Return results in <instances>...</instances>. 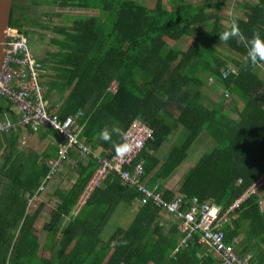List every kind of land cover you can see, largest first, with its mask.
<instances>
[{
    "label": "trees",
    "instance_id": "trees-1",
    "mask_svg": "<svg viewBox=\"0 0 264 264\" xmlns=\"http://www.w3.org/2000/svg\"><path fill=\"white\" fill-rule=\"evenodd\" d=\"M30 1L34 5L55 2L61 7L98 10L96 15H76L71 24L56 27L65 43L60 50L48 51L40 61L43 68L52 64L56 71L47 83L46 97L53 90L63 95L58 105L50 103V109L61 117L83 111L81 136L96 150L102 148V155L116 153L114 145L120 138L114 134L112 140L104 141L99 138L101 129L115 125L125 132L139 117L154 130L153 138L137 157V161L144 160L142 180L151 188L158 185L167 199L177 193L188 197L197 194L227 209L264 174V76L256 72L262 61L253 65L238 56L227 58L220 50L223 43L236 55H246L238 38L220 41L219 33L226 29L222 1L205 0L194 5L172 0L170 7L163 0H157L153 7L139 0ZM243 6L245 14L238 17V25L245 39L254 33L264 36V0ZM28 8L14 0L10 25L29 37L32 31L25 27L35 17L26 14ZM186 34L194 39L175 61L176 47L168 38L178 41ZM231 68L236 72H229ZM115 79L118 89L112 92L109 86ZM215 82L228 98L238 96L233 102L236 115L206 104L204 89ZM6 113L17 120L11 105L0 99V117ZM22 128L18 125L0 135V144H4L0 163V264H221L211 251L202 249L199 234L188 246L179 247L178 225L164 231L161 211L165 210L152 202L139 205L127 227L118 226L109 239L103 240L101 233L118 206L123 202L133 205L141 193L109 172L80 211L73 214L99 166L96 158L83 157L76 150L67 161L68 170L76 172L73 179L69 176L72 185L52 193L56 208L43 225L48 237L42 249L36 222L51 195L38 188L50 170L48 160L57 155V147L42 153L21 148ZM180 128L185 130L182 143L161 157L159 149ZM27 129L42 138L57 137L51 128ZM203 132L215 141L214 147L189 168L177 191L165 188L163 181L173 175ZM235 212L233 226H224L226 243L237 245L240 255L251 254L250 264H264V187ZM63 217L69 219L61 224ZM58 225V236L53 239Z\"/></svg>",
    "mask_w": 264,
    "mask_h": 264
},
{
    "label": "built area",
    "instance_id": "built-area-1",
    "mask_svg": "<svg viewBox=\"0 0 264 264\" xmlns=\"http://www.w3.org/2000/svg\"><path fill=\"white\" fill-rule=\"evenodd\" d=\"M6 38L0 72V99L16 110L18 118L14 120L8 113L0 117V135L21 125L30 126L36 131L43 127L51 128L56 131L58 137L57 155L48 160L50 170L38 188L40 191L45 189L46 182L50 181L61 166L71 159V152L76 150L83 157L96 158L99 166L81 193L73 214L80 211L108 173L114 172L124 183L140 191L141 197L138 199L140 205L152 202L174 218L181 233L179 247L188 246L195 235L199 234L198 242L207 244L221 264H250L251 254L240 255L234 244L226 243L224 226L226 224L233 226L236 208L249 196L259 194L263 189L264 174L227 209H223L211 199L202 200L197 194L188 197L177 193L171 199L165 198L158 190V185L151 188L142 180L144 160L137 161L142 149L154 136L153 128L139 117L133 119L125 131L131 143V150L123 158L116 153L111 156L102 155L81 136L79 120L83 111L61 117L56 110L50 109L45 94L46 88L41 81L43 64L33 53L29 37L18 27L10 25L6 30ZM228 71L236 72V69L231 68ZM118 84V80H113L109 90L116 92ZM241 180L240 178L239 181Z\"/></svg>",
    "mask_w": 264,
    "mask_h": 264
},
{
    "label": "rangeland",
    "instance_id": "rangeland-1",
    "mask_svg": "<svg viewBox=\"0 0 264 264\" xmlns=\"http://www.w3.org/2000/svg\"><path fill=\"white\" fill-rule=\"evenodd\" d=\"M141 3L153 7L156 3L157 0H139ZM185 3H191L194 5H197L199 3L204 2L205 0H183ZM216 2H223L224 6L222 9V14H224V19L222 21V24L226 27L230 26L231 19L235 15L237 17H243L245 8L244 4L249 3V2H256L257 0H214ZM164 4L166 7H170L172 4V0H163ZM18 4L21 5H29V8L26 12L27 15L29 16H34L35 20L31 24H27L25 28H29L32 32L29 35V42L31 49L33 53L40 59L47 57L48 56V51H56L60 50V47L62 46L63 43H65L64 37L58 32L57 29H55L58 26L62 25H69L71 24V18L76 16V15H96L98 14V10L96 9H83V8H78V7H73V6H68V7H61L55 2H50L48 4H43V5H34L30 0H18ZM49 14V15H47ZM16 15H20L17 13ZM42 24L47 25L48 27L42 26ZM193 36L192 35H184L181 37L180 40L174 41L168 38V41L170 44L176 47V52L173 56V59L175 61H178L182 55L185 53L189 45L193 41ZM220 50L225 54L227 58L229 57H234L238 56L245 62V57L242 55H236L229 47H227L225 44L220 43L219 45ZM256 72L260 75L264 76V61L260 62L257 67H256ZM56 74V71L53 69L52 64H49L45 68H43L42 74H41V81L43 82L45 88H46V93L48 92V82L53 77V75ZM209 77L208 75H206ZM213 88L210 86H206L204 89V94L207 95L208 93H213ZM215 90V89H214ZM45 93V94H46ZM215 93L217 95L215 96V99H218L219 97V102L220 106L223 105L224 108L227 107L230 102H232L231 97H226L224 96V89L221 87V85H218V88L215 90ZM208 96V95H207ZM57 97H59V94L53 90L47 97L48 101H54V102H59L57 100ZM232 97L238 98V96L232 94ZM205 99V98H204ZM49 101V104H50ZM242 102V101H241ZM239 102V105L241 104ZM207 105L210 106L209 103H206ZM243 104V103H242ZM212 107L214 104H212ZM217 106V107H220ZM241 106V105H240ZM15 113L17 114L16 110L12 108ZM202 135V134H201ZM177 137V133H173L169 136V138L163 143L161 148L159 149V152H161V157H166L168 152L176 145H180L182 143L183 137ZM46 139H40L39 135H36L35 133L31 134L29 132H24L22 134V140H21V145L23 148H27L28 146H32L31 148H40L42 147V143H45ZM200 137H198L197 140L192 144V146L188 150V155L185 158L184 161L176 168L174 174L175 177L180 175V172H185L187 171L190 167L194 165V163L198 160V158L205 152L211 149L210 147L207 148H201L199 147L200 145ZM41 149V148H40ZM97 151H103L102 148H98ZM68 162H65L61 166L60 173L56 178L52 179L48 183L50 186L53 182L59 186L61 185L62 189L63 188H69L72 185V180H70L69 176L70 171L68 170L67 167ZM49 186L45 187L43 194L46 192L49 194ZM263 190V189H262ZM262 190L259 192V194L262 193ZM55 196H51V198H54ZM49 204V203H48ZM47 205V204H45ZM140 204H135L133 205L134 207H139ZM34 207V205H32ZM125 203H121L112 217L110 218V221L107 223L105 228L103 229L101 233V238L103 240L109 239V237L112 235L113 231L118 227H127L133 217L135 212H132L131 209H127ZM122 208V209H121ZM53 209V208H52ZM45 207L43 208V211L41 215L39 216L37 222H36V229L37 232L40 236V241L42 244V249L44 248L43 244L46 242L47 237H48V232L43 228V225L46 220H49L53 210ZM120 209V211H119ZM132 212V213H131ZM69 218L68 217H63V219L60 221L61 224H63V221H67ZM59 222V223H60ZM60 224V225H61ZM59 231V230H58ZM56 236V232H54ZM208 248V246H207ZM236 248L239 250V247L236 245ZM237 251V250H236Z\"/></svg>",
    "mask_w": 264,
    "mask_h": 264
},
{
    "label": "crops",
    "instance_id": "crops-1",
    "mask_svg": "<svg viewBox=\"0 0 264 264\" xmlns=\"http://www.w3.org/2000/svg\"><path fill=\"white\" fill-rule=\"evenodd\" d=\"M206 79H207V81H208V77H206ZM218 83H214L211 87L213 88V90H211V91H213V93H208L207 95H205L204 94V98H205V101L207 102V103H209L211 106H213L212 104H214V106H220V102L218 101L219 100V97H217L218 99H215V101L214 100H212V99H214L215 98V96L217 95V93H215V90L218 88ZM206 86H208V85H206ZM215 89V90H214ZM66 94L68 93L67 91H64ZM64 93V94H65ZM224 95H225V92H224ZM226 96V95H225ZM226 97H228V96H226ZM230 97H231V100H232V102H230V104L227 106V107H225L224 108V106L223 105H221V107H222V109L224 110V111H226L227 113H229V114H231V115H236L235 114V112L237 111V106H234V104H233V102H234V98L232 97V95H230ZM62 98H63V95H61V93H59V97H57V100L59 101L58 103H57V105L61 102V100H62ZM50 101V100H49ZM52 101H50V103H51ZM57 105H56V107H57ZM241 105V104H240ZM216 106V107H217ZM23 132H22V134H24V132H29V130L27 129V127H24L23 126ZM30 133V132H29ZM174 133H177V137L176 138H179V137H182V135L185 133V130H184V128H180L179 130H177V131H175ZM31 134H33V133H31ZM36 135H39V137H40V134L39 133H35ZM200 137V145H199V147H201V148H207V147H210V148H212V147H214V145H215V141L211 138V137H209L207 134H206V132H203L202 133V135H200L199 136ZM40 139H46V141H45V143H42V147H40V148H35V147H33V149H35L36 151H38L39 153H42L43 151H45V150H47V149H50L51 147H57V141H58V137H52V136H50V135H48V136H46V137H40ZM21 140H22V136H21V138H20V142H21ZM3 145L4 144H0V163H1V154H2V152H3ZM20 147L21 148H23L22 147V145L20 144ZM32 147V146H31ZM30 146H28L27 148H31ZM197 162V161H196ZM195 162V163H196ZM195 163H194V165H195ZM60 170H61V168L56 172L57 174H55L54 176H53V178L55 179L56 178V176H58V174L60 173ZM189 170V169H188ZM187 170V171H188ZM187 171H185V172H180V175L179 176H176L175 177V174L173 173V175H171L167 180H164L163 181V185H164V187L165 188H167V189H172V190H174V191H177L178 189H179V187H180V185H181V183H182V181H183V178H184V175H185V173L187 172ZM68 174H70V176L72 177V179L76 176V172L74 171V170H71L70 171V173H68ZM52 178V179H53ZM56 182V181H55ZM55 182H53L50 186L49 185H47L46 187H48L49 186V189H48V191H49V197H50V195L52 196L53 194V192L55 191V189L56 188H62L61 187V185L59 184V186H57V184L55 183ZM64 189H68V188H64ZM55 199H53V198H47V205H45L44 206V208L45 207H48V208H50V209H52L53 210V212L55 211V208H56V203H55V201H56V197H54ZM49 203V204H48ZM124 203V202H123ZM126 204V203H125ZM135 204H139V200H137L133 205H135ZM133 205H130V204H126V206H124V207H126L127 209H131V211L132 212H135V214L138 212V207H137V209H136V207H134ZM122 209V208H121ZM119 211H120V209H119ZM131 212V213H132ZM135 214H134V216H135ZM161 215H162V226H163V229H164V231H168V230H170L172 227H173V225H175V224H177V222L174 220V218L170 215V214H168V213H166L165 211H161ZM134 218V217H133ZM110 221V220H109ZM60 229V225H58L57 226V228L52 232V238L53 239H55L57 236H58V230ZM54 232H56L57 234H56V236H55V234H54ZM177 238H178V240H179V238H180V234L178 233V236H177ZM207 244H204L203 245V250L204 251H206V252H210V249H209V246H208V248H207Z\"/></svg>",
    "mask_w": 264,
    "mask_h": 264
},
{
    "label": "clouds",
    "instance_id": "clouds-1",
    "mask_svg": "<svg viewBox=\"0 0 264 264\" xmlns=\"http://www.w3.org/2000/svg\"><path fill=\"white\" fill-rule=\"evenodd\" d=\"M220 41H228L230 38H238L244 44L246 49L245 60L255 65L258 61H264V36L254 33L250 39H245L238 25V17L233 16L229 27L219 33ZM120 138V142L115 144L116 154L123 158L130 150L131 143L127 139V133L122 131L118 126L113 125L111 128L104 127L99 133V138L104 141L112 140L113 135Z\"/></svg>",
    "mask_w": 264,
    "mask_h": 264
},
{
    "label": "water",
    "instance_id": "water-1",
    "mask_svg": "<svg viewBox=\"0 0 264 264\" xmlns=\"http://www.w3.org/2000/svg\"><path fill=\"white\" fill-rule=\"evenodd\" d=\"M14 0H0V72L6 46V30L10 26Z\"/></svg>",
    "mask_w": 264,
    "mask_h": 264
}]
</instances>
